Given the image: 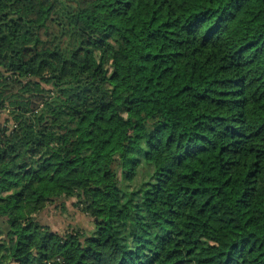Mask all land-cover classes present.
<instances>
[{"label": "trees", "instance_id": "trees-1", "mask_svg": "<svg viewBox=\"0 0 264 264\" xmlns=\"http://www.w3.org/2000/svg\"><path fill=\"white\" fill-rule=\"evenodd\" d=\"M0 264H264V0H0Z\"/></svg>", "mask_w": 264, "mask_h": 264}, {"label": "rangeland", "instance_id": "rangeland-1", "mask_svg": "<svg viewBox=\"0 0 264 264\" xmlns=\"http://www.w3.org/2000/svg\"><path fill=\"white\" fill-rule=\"evenodd\" d=\"M4 115L1 119H4ZM74 198L49 204L37 215V220L53 231L65 233L73 230L90 231V218L84 215L76 206Z\"/></svg>", "mask_w": 264, "mask_h": 264}]
</instances>
